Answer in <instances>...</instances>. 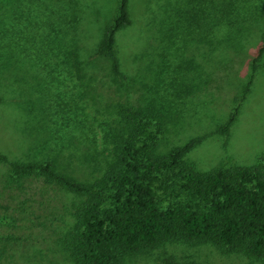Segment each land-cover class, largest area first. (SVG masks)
Instances as JSON below:
<instances>
[{
  "label": "rangeland",
  "instance_id": "374dc122",
  "mask_svg": "<svg viewBox=\"0 0 264 264\" xmlns=\"http://www.w3.org/2000/svg\"><path fill=\"white\" fill-rule=\"evenodd\" d=\"M119 0H0V264H74L66 234L78 197L13 163H56L100 177L118 152V107L143 105L161 125V152L199 171L264 170V55L246 97L252 48L264 38V0H130L116 33L120 74L98 52ZM227 133L218 128L236 110ZM180 169L160 176L163 202H186ZM263 264L213 244L173 242L127 264Z\"/></svg>",
  "mask_w": 264,
  "mask_h": 264
},
{
  "label": "trees",
  "instance_id": "16d2710c",
  "mask_svg": "<svg viewBox=\"0 0 264 264\" xmlns=\"http://www.w3.org/2000/svg\"><path fill=\"white\" fill-rule=\"evenodd\" d=\"M130 0H119L118 14L107 27L98 52L109 57L120 74L115 51L116 33L130 23ZM252 52L251 73L243 96L254 82L264 55V38ZM238 106L218 130L227 133ZM120 144L104 173L93 181L80 180L56 161L13 163L17 172L42 176L78 197L75 221L66 234L74 264H127L130 258L167 243L213 244L223 251L241 253L264 264V170L259 165L218 167L199 171L185 155L201 138L167 152L158 148L161 125L148 107L120 104ZM0 160H7L0 153ZM179 168L186 202H163L170 185L160 175ZM1 240V239H0ZM163 264H200L177 261Z\"/></svg>",
  "mask_w": 264,
  "mask_h": 264
}]
</instances>
